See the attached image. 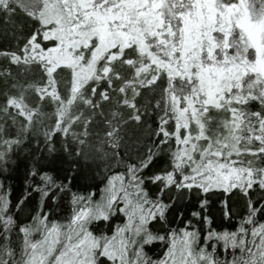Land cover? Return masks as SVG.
I'll use <instances>...</instances> for the list:
<instances>
[{
	"label": "trees",
	"instance_id": "1",
	"mask_svg": "<svg viewBox=\"0 0 264 264\" xmlns=\"http://www.w3.org/2000/svg\"><path fill=\"white\" fill-rule=\"evenodd\" d=\"M97 1L0 0V151L23 141L13 149L23 154L59 129L67 148L64 169L71 171L75 164L80 172L71 199L66 196L57 206L48 232L63 238L80 231L90 246L98 236L118 264H143L148 253L161 248L169 264H221L224 255L229 259L223 264H264V215L246 225L249 216L234 209L236 216L244 215L238 225L218 223L204 232V224L187 215L183 187L236 186L250 209L249 196L264 200V80L230 88L223 83L207 94L194 60L185 64L184 50L167 47L173 40H148L144 51L127 54V49L114 58L109 52L117 45L96 54L99 41L85 32L96 23L97 16L88 11ZM248 3L264 9V0ZM239 31L234 29L232 42ZM77 32L85 40H63ZM247 53L253 57L252 48ZM230 70V81L244 73ZM154 156L162 158L152 166V178L163 198L140 171ZM93 186L111 190L116 203L106 196L92 198L88 189ZM173 193H178L177 207L166 214ZM120 200L125 215L117 214L107 233L94 231L90 225L116 211ZM181 209L184 219L174 220L172 213ZM154 216L158 219L150 224ZM188 219L193 223L186 224ZM37 225L45 227L39 214L26 231ZM137 226L142 233L135 238ZM116 238L121 256L110 246Z\"/></svg>",
	"mask_w": 264,
	"mask_h": 264
},
{
	"label": "snow or ice",
	"instance_id": "2",
	"mask_svg": "<svg viewBox=\"0 0 264 264\" xmlns=\"http://www.w3.org/2000/svg\"><path fill=\"white\" fill-rule=\"evenodd\" d=\"M63 138L64 134L56 129L47 138V143L42 144L37 140L35 147L26 149L23 154L13 151L22 146L23 141L0 151V196L4 197L0 199V264H118L119 258L107 254L105 244L99 242L98 236L97 243L89 247L87 241L71 237L65 240L59 233L52 235L47 230L51 227L49 221L54 217L57 206L65 203L66 196L71 199L70 189L79 183L80 172L76 165H72L71 171H66L62 164L67 153V148L61 145ZM161 159L154 156L140 171L147 174L144 180L163 198L157 179L152 178V166ZM183 187L187 189L184 197L189 208L187 215L194 218V221L203 223L204 232L211 231L218 223L238 225L244 215L236 216L234 209L249 216V219L244 220L246 225L258 222L259 217L264 215V200H251L249 196L251 209H254L252 212L248 205L241 203L236 186L231 189L201 188L196 184ZM88 191L92 198L106 196L116 203L111 190L106 191L103 186H93ZM246 191L251 194L254 189L250 186ZM261 191L264 192V188ZM177 195L178 193H173L171 196L172 203L168 205L166 214L177 207ZM123 205L124 201L120 200L116 211L111 212L107 218L99 217L90 227L99 233H107L109 222L115 226L117 214L120 217L125 215L120 210ZM38 214L45 221L44 229L37 225L26 231L29 225L37 224ZM172 214L174 220L185 217L182 209ZM157 219L154 216L149 223H154ZM185 223L192 224L193 220H185ZM200 223L195 225L198 230ZM165 227L171 230L170 225L166 224ZM110 246L115 247L114 244ZM157 252L158 254L148 253L143 264H159L160 261L169 264L164 249H158ZM228 259L224 255L221 264Z\"/></svg>",
	"mask_w": 264,
	"mask_h": 264
},
{
	"label": "rangeland",
	"instance_id": "3",
	"mask_svg": "<svg viewBox=\"0 0 264 264\" xmlns=\"http://www.w3.org/2000/svg\"><path fill=\"white\" fill-rule=\"evenodd\" d=\"M248 4V0H100L88 11L97 19L85 33L86 37L96 35L99 41L94 48L96 54L117 45V53L109 52L111 58L127 49V54L144 51L148 48V40H166L167 44L173 40L171 44H174L167 47L172 51L175 47L184 50L180 57L182 61L187 64L194 60L207 94H214L217 86L223 83L230 88L233 84L242 87L249 82L251 86L264 80V9L256 11ZM236 27L240 35L232 42ZM63 40L81 41L85 37L77 32L76 36ZM128 42L132 46H128ZM247 47L253 49L252 58ZM161 48L166 50L164 46ZM239 68L244 73L235 74L234 80L230 81L231 77H227L229 70ZM249 74L254 77L248 79ZM201 86L199 83V88ZM210 98L215 104L216 99ZM210 133L217 138V131L212 132L210 128ZM202 137L197 140L199 145L200 140H204ZM75 232L63 239L71 237L87 241L80 231ZM140 233L142 228L137 226L132 236L136 238ZM87 244L90 246L88 241ZM112 244L115 245L112 250L121 256L120 240L116 238Z\"/></svg>",
	"mask_w": 264,
	"mask_h": 264
}]
</instances>
